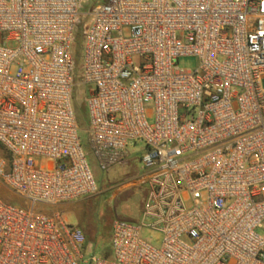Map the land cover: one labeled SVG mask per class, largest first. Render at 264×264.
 <instances>
[{
    "label": "built area",
    "instance_id": "built-area-1",
    "mask_svg": "<svg viewBox=\"0 0 264 264\" xmlns=\"http://www.w3.org/2000/svg\"><path fill=\"white\" fill-rule=\"evenodd\" d=\"M84 2L0 0V181L25 202L0 197V264H264V0H103L82 21ZM136 141L147 191L109 255L37 210L93 195L88 155L107 171Z\"/></svg>",
    "mask_w": 264,
    "mask_h": 264
},
{
    "label": "rangeland",
    "instance_id": "rangeland-1",
    "mask_svg": "<svg viewBox=\"0 0 264 264\" xmlns=\"http://www.w3.org/2000/svg\"><path fill=\"white\" fill-rule=\"evenodd\" d=\"M103 0H85L81 13L82 21L87 19V13L92 6ZM75 63L78 68L82 63L81 46L75 44ZM178 65L184 69L192 70L197 67L198 59L195 56H181ZM86 88L75 86L73 88L74 104L77 109L80 125L79 135L83 146L88 149L87 108L84 102ZM144 144L140 141L131 142L128 146V163L114 165L107 171L97 166L95 158L89 154V164L93 170L98 190L90 196L53 206H38L37 210L47 213H60L68 222L78 225L92 242L93 251L100 253L106 250L112 220L124 219L138 222L141 215L143 200L147 185L139 182L141 176L147 172L141 168L140 157ZM0 197L6 201L24 205V200L11 191L0 181ZM146 237H152L153 244H159L160 234L145 231ZM109 247V246H108Z\"/></svg>",
    "mask_w": 264,
    "mask_h": 264
},
{
    "label": "trees",
    "instance_id": "trees-1",
    "mask_svg": "<svg viewBox=\"0 0 264 264\" xmlns=\"http://www.w3.org/2000/svg\"><path fill=\"white\" fill-rule=\"evenodd\" d=\"M77 119H79V118H78V115H77ZM78 122H79V121H78ZM85 235H86V234H85ZM86 238H87V240H89V237L86 236ZM89 241H90V240H89ZM106 244H108V239H107ZM106 247H107L106 250L102 251V253H103L104 255H109L110 250H109L108 245H106Z\"/></svg>",
    "mask_w": 264,
    "mask_h": 264
}]
</instances>
